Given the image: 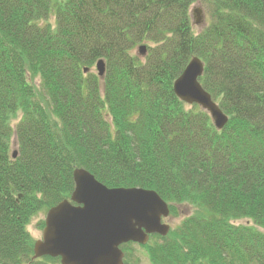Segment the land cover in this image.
I'll list each match as a JSON object with an SVG mask.
<instances>
[{
  "label": "trees",
  "instance_id": "obj_1",
  "mask_svg": "<svg viewBox=\"0 0 264 264\" xmlns=\"http://www.w3.org/2000/svg\"><path fill=\"white\" fill-rule=\"evenodd\" d=\"M195 1L0 0V264L30 260L27 224L75 167L194 208L145 246L152 264H264V0H201L198 32ZM193 56L222 129L173 91Z\"/></svg>",
  "mask_w": 264,
  "mask_h": 264
},
{
  "label": "water",
  "instance_id": "obj_2",
  "mask_svg": "<svg viewBox=\"0 0 264 264\" xmlns=\"http://www.w3.org/2000/svg\"><path fill=\"white\" fill-rule=\"evenodd\" d=\"M191 16L195 24L202 23L200 8H193ZM138 53L145 54L144 45L138 47ZM95 68L102 77L104 60L99 59ZM203 71L201 59L191 57L174 80L173 91L183 102L198 104L209 113L214 126L222 129L228 116L201 85ZM15 155L13 152L12 157ZM72 177L74 187L69 198L46 212L42 238L34 242L32 260L48 255L60 257L61 264H124L122 243L145 244L152 233H168V223L161 220L169 215V207L156 191L109 188L82 167H75Z\"/></svg>",
  "mask_w": 264,
  "mask_h": 264
},
{
  "label": "rangeland",
  "instance_id": "obj_3",
  "mask_svg": "<svg viewBox=\"0 0 264 264\" xmlns=\"http://www.w3.org/2000/svg\"><path fill=\"white\" fill-rule=\"evenodd\" d=\"M200 8L202 10L203 15V21L201 24H195L193 23V30L194 32H198L201 28L204 27V25L207 24L209 21V15L206 12L205 5L202 3L201 0H196L192 5L191 8ZM193 21V19H192ZM145 43H142L141 45H144ZM137 48L133 51L134 54L138 55ZM94 72H96L95 68L92 69ZM31 81L34 83L36 88L39 89V77L34 76L32 77ZM16 119L14 120L15 124ZM10 153H13L16 151V142H15V136H12L10 140ZM194 211V208L188 204V203H179L175 204V213L170 214L167 219L164 220V222H167L171 229H175L182 220L192 214ZM46 214V210L39 211L35 215H33L29 223L27 224V231L29 232L32 240H36L39 234L41 233L40 228L43 226L44 217ZM237 224H252L248 219L242 218L234 221ZM154 242V238L150 241V243ZM125 250V264H152L149 253L146 250V247H140L135 244H129L128 246L124 247Z\"/></svg>",
  "mask_w": 264,
  "mask_h": 264
},
{
  "label": "flooded vegetation",
  "instance_id": "obj_4",
  "mask_svg": "<svg viewBox=\"0 0 264 264\" xmlns=\"http://www.w3.org/2000/svg\"><path fill=\"white\" fill-rule=\"evenodd\" d=\"M42 228L43 227L40 228L41 233L39 234L37 239L41 238ZM152 238H154V236H152ZM149 239H151V236ZM24 264H61V262L60 257L42 256L33 260L30 258V260Z\"/></svg>",
  "mask_w": 264,
  "mask_h": 264
}]
</instances>
